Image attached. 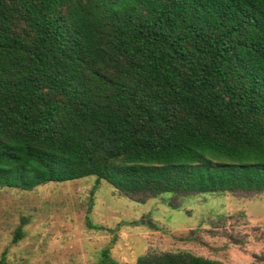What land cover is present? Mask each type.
<instances>
[{
	"label": "trees",
	"instance_id": "1",
	"mask_svg": "<svg viewBox=\"0 0 264 264\" xmlns=\"http://www.w3.org/2000/svg\"><path fill=\"white\" fill-rule=\"evenodd\" d=\"M89 176L140 203L264 192V0H0V187Z\"/></svg>",
	"mask_w": 264,
	"mask_h": 264
},
{
	"label": "rangeland",
	"instance_id": "2",
	"mask_svg": "<svg viewBox=\"0 0 264 264\" xmlns=\"http://www.w3.org/2000/svg\"><path fill=\"white\" fill-rule=\"evenodd\" d=\"M137 198L92 176L0 187V264H98L103 250L115 264L144 254L264 261V192Z\"/></svg>",
	"mask_w": 264,
	"mask_h": 264
}]
</instances>
